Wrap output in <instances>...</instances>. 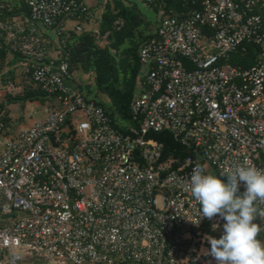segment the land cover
Segmentation results:
<instances>
[{
  "label": "built area",
  "instance_id": "obj_1",
  "mask_svg": "<svg viewBox=\"0 0 264 264\" xmlns=\"http://www.w3.org/2000/svg\"><path fill=\"white\" fill-rule=\"evenodd\" d=\"M88 1L25 0L29 16L0 23L24 74L60 105L0 148V264H199L194 229L209 223L222 235L225 222L201 218L189 187L197 162L161 163L164 145L148 135L171 133L219 174L244 163L264 170V0H174L190 8L179 13L165 0H129L160 19L139 49L131 112L140 127L129 133L70 72L61 37L69 22L83 32ZM247 43L260 58L232 66ZM17 90L9 84L0 101ZM20 119L0 111V139Z\"/></svg>",
  "mask_w": 264,
  "mask_h": 264
},
{
  "label": "trees",
  "instance_id": "obj_2",
  "mask_svg": "<svg viewBox=\"0 0 264 264\" xmlns=\"http://www.w3.org/2000/svg\"><path fill=\"white\" fill-rule=\"evenodd\" d=\"M165 1L168 9H173L175 13L190 10L174 0ZM101 4L100 2L93 7L88 5L90 15L80 23L82 27L88 23L89 18L100 8ZM150 12L142 9L140 4L133 1L126 3L122 0H112L101 13L97 32L84 29L82 33H79L76 27H68L61 37L67 43L70 53L71 74L75 78L78 73L81 77H88L82 81L76 80L80 93L88 100L101 105L112 119L113 126L124 133H129L132 127H140V122L133 118L131 112V104L138 91L141 70L139 49L157 36L160 24L158 10L151 12L153 16L148 15ZM29 14L30 10L25 0H0V23H10L14 18L27 17ZM117 22L122 23L123 26L116 27ZM204 31L207 35L212 34L208 28ZM107 34L109 44L102 47L97 42L98 36L104 37ZM10 55L16 59H22L19 53L13 52L6 32L0 28V66L2 70L11 66ZM260 56V47L254 43H247L244 49H239L231 56L229 63L234 67L249 69L256 64ZM28 78L31 80L30 77ZM32 83L33 87H25L20 93L9 94L6 100L0 101V111L8 112L12 104L24 106L34 101L45 103L50 110L60 109L55 96L46 94L33 81ZM69 125L72 126L70 123ZM148 138L164 145L161 163H172L176 168L179 163L193 158L197 163L204 165L207 172L208 164L201 158L200 152L184 146L171 133H150ZM216 173L218 178L225 179L221 174ZM193 233L196 238L203 236L220 238L221 236L213 231L209 223L194 229ZM201 244L203 242L199 241L198 246ZM205 244L210 250L207 241ZM206 259L212 260L213 258L207 255Z\"/></svg>",
  "mask_w": 264,
  "mask_h": 264
},
{
  "label": "clouds",
  "instance_id": "obj_3",
  "mask_svg": "<svg viewBox=\"0 0 264 264\" xmlns=\"http://www.w3.org/2000/svg\"><path fill=\"white\" fill-rule=\"evenodd\" d=\"M218 178L197 163L189 187L201 206V218L224 221L220 238L206 236L207 254L216 264H264V242L258 239L264 219V170L244 164L232 165ZM240 182L244 191L240 193ZM217 228V224H213Z\"/></svg>",
  "mask_w": 264,
  "mask_h": 264
},
{
  "label": "rangeland",
  "instance_id": "obj_4",
  "mask_svg": "<svg viewBox=\"0 0 264 264\" xmlns=\"http://www.w3.org/2000/svg\"><path fill=\"white\" fill-rule=\"evenodd\" d=\"M122 1H125L126 3H130L129 0H122ZM101 0H92V3L93 4H89L90 7H93L94 5H97V4H100ZM141 8L144 9V10H148L146 7H144L143 5H141ZM150 11V10H149ZM101 13H102V9H101V6L100 8L92 14V16L89 18V21L88 23H85L83 25V30L84 29H87V30H94L95 32H97L98 30V25H99V20H100V17H101ZM149 16H153V14L150 12L148 13ZM77 26V23L76 22H69L67 24V27H70V28H74ZM153 28V27H152ZM106 40H103L101 36H98V39H97V42L100 46L104 47L105 45V42ZM10 58H13V55H10ZM15 65V64H14ZM12 65V66H14ZM19 68V66H18ZM16 67H14V69L18 70V74L19 76H14V80L11 82L13 83L16 88L18 89L17 90V94L20 93V91H23V89L25 87H33V83L32 81L28 78V77H23L22 74H21V70L20 68L18 69ZM13 69V68H12ZM22 69V68H21ZM84 79H88L87 76H84V77H81V75L78 73L76 74V80L78 81H82ZM6 87L4 88L3 87V84L0 82V90L1 91H5ZM6 100L3 99V101ZM12 106V107H11ZM25 108L22 110L21 109V105L19 104H12L10 105L11 108L13 109H17L15 110L16 113L19 115L21 111H23L24 113V121H22L20 124L18 123L17 125V129L16 130H22L24 128H26V126L29 125V121L30 119H37L40 115V112H43L45 109H47V106H45V103L41 102V101H34V102H28L26 103V105H24ZM21 110V111H20ZM18 115H14V116H18ZM17 118V117H16ZM207 172L208 173H212L214 175L217 176V173L216 171L210 166L208 165L207 167ZM218 177V176H217ZM243 191H240L239 194H242ZM258 224H260L261 228H262V231L260 232L259 236H258V239L261 241V242H264V219H260L258 218L257 221H256ZM208 262V264H216V261L214 259L212 260H206Z\"/></svg>",
  "mask_w": 264,
  "mask_h": 264
},
{
  "label": "crops",
  "instance_id": "obj_5",
  "mask_svg": "<svg viewBox=\"0 0 264 264\" xmlns=\"http://www.w3.org/2000/svg\"><path fill=\"white\" fill-rule=\"evenodd\" d=\"M89 2V4H93L92 3V0H89L88 1ZM51 36L53 37V39H56L55 38V36H53V33H51ZM51 56H56V53H55V51H54V49L51 47ZM11 61L10 62H12L11 63V66H9V67H7V68H5V69H3L2 70V72L0 73V82L3 84V87L5 88V87H7L9 84H11V82H12V79H14V76H19V75H17L18 74V70H16V69H14V67H16V68H18V66H19V68H20V70H21V74H22V76L23 77H25V74H24V67H23V59H16L15 57H13V58H11L10 59ZM15 64V65H14ZM12 65H14V66H12ZM13 68V69H12ZM18 68V69H19ZM70 84V83H69ZM75 84H77V82L75 83ZM70 85H72V84H70ZM12 107V106H11ZM10 107V109H11V112L14 114V115H18L17 113H16V111L15 110H17V109H13V108H11ZM25 108V106H21V109L23 110ZM21 111V110H20ZM18 117L19 118H21L20 119V122H18L19 124L22 122V121H24V119H25V117H24V113H23V111H21L20 112V114L18 115ZM35 122V119H30V121H29V125L28 126H26V128H24V129H22V130H26V129H28V128H30L32 125H33V123ZM18 125V124H17ZM17 129V127H15L14 128V130H13V133H8L7 135H5V136H3V137H1V139H0V148L2 147V144L11 136V135H13L14 133H16V132H19V131H22V130H16ZM205 237L206 236H203V237H200V238H198L199 239V241H202L203 242V244H201L200 245V247L202 248V251H203V256H202V262L201 263H199V264H208V262L206 261L207 259H206V256L208 255L207 254V251H208V247H207V245L205 244ZM210 261V260H209Z\"/></svg>",
  "mask_w": 264,
  "mask_h": 264
},
{
  "label": "water",
  "instance_id": "obj_6",
  "mask_svg": "<svg viewBox=\"0 0 264 264\" xmlns=\"http://www.w3.org/2000/svg\"><path fill=\"white\" fill-rule=\"evenodd\" d=\"M6 218H8V217H6Z\"/></svg>",
  "mask_w": 264,
  "mask_h": 264
}]
</instances>
